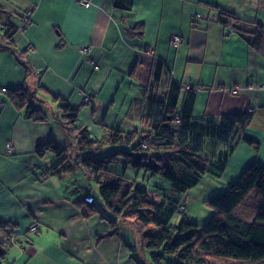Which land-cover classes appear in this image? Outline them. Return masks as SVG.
<instances>
[{"label":"crops","instance_id":"crops-1","mask_svg":"<svg viewBox=\"0 0 264 264\" xmlns=\"http://www.w3.org/2000/svg\"><path fill=\"white\" fill-rule=\"evenodd\" d=\"M89 2L85 7L79 0H0V222L16 226L0 264H151L130 224L118 221L111 235L108 213L82 217L84 198L95 190L83 170L52 174L55 157L37 154V147L51 140L71 150L55 121L52 98L79 109L78 125L96 142L106 128L150 133V96L163 100L173 85L180 88L181 102L192 93L190 132L203 137L201 156L210 166L184 193L183 206L203 205L211 198L201 197L208 191L213 197L223 193L252 162L264 168V0ZM222 14L261 26L258 43L223 26ZM197 15L202 18L194 27ZM5 24L16 30L11 42L17 54L5 47ZM173 35L181 36L177 48L170 45ZM158 62L164 67L154 82ZM22 86L37 91L32 107L39 113L31 118L2 94ZM236 114L251 115L249 124L235 131L231 144H214L217 127L201 119ZM230 146L221 171L216 160ZM118 150L107 146L88 157L100 160ZM109 171L140 184L151 204L170 190L166 181L129 169L123 159ZM185 214L191 222L186 209ZM33 224L38 229L29 233Z\"/></svg>","mask_w":264,"mask_h":264},{"label":"trees","instance_id":"trees-1","mask_svg":"<svg viewBox=\"0 0 264 264\" xmlns=\"http://www.w3.org/2000/svg\"><path fill=\"white\" fill-rule=\"evenodd\" d=\"M195 20V19H194ZM224 20L233 21L228 26ZM223 26L238 32L251 44L258 43L263 28L249 22H241L222 14L219 19ZM194 22V21H193ZM5 47L12 53L16 50L11 42L15 28L4 26ZM254 27V31L248 28ZM163 64L158 62L153 76L159 82ZM37 91L22 86L8 91L17 110H25L26 117L39 113L32 107L37 102ZM180 88L171 86L165 98L148 100L146 119L150 133L124 132L106 128L101 140H91L88 130L78 125L79 109L71 108L59 98L55 121L71 142V150L59 149L51 140L37 147L40 157L52 154L56 162L52 174L59 175L72 169H81L95 185L90 191L95 204L84 202L82 217L90 219L101 214L99 205L111 216L109 222L113 233L115 224H130L148 253L151 264L172 261L175 264H264V168L252 162L237 182L226 190L203 202L212 211L211 218L200 227L187 220L182 198L186 191L196 187L202 176L209 172L210 160L201 156L203 137L190 132L193 121V94L180 101ZM209 127H217L215 143L231 144L235 131H242L250 122L251 115L236 114L202 118ZM250 145L254 143L244 139ZM145 145V148L141 146ZM107 146L122 148L108 157L94 160L88 155L98 153ZM257 146V145H256ZM129 148V150H127ZM233 146L218 156V168L223 167L231 155ZM73 153L77 157L73 156ZM123 159L133 171H145L153 178H160L170 185V190L157 204L148 201L147 192L134 180L125 175H115L109 167ZM219 176V174H217ZM149 207V210L147 208ZM133 211L134 219L128 217ZM181 214L175 226L173 217ZM16 226L0 222V260L13 245Z\"/></svg>","mask_w":264,"mask_h":264},{"label":"rangeland","instance_id":"rangeland-1","mask_svg":"<svg viewBox=\"0 0 264 264\" xmlns=\"http://www.w3.org/2000/svg\"><path fill=\"white\" fill-rule=\"evenodd\" d=\"M78 176H80L79 175V173L77 174ZM81 180V179H80ZM81 182V181H80ZM207 191V190H206ZM208 193H210V191H208V192H205V194H207V195H202L201 197L202 198H209V197H213V195L214 194H208ZM190 199H192V195L190 196ZM147 208V207H146ZM184 208L186 209V211H187V214H188V218H189V220L191 221V223H194V224H198V226H200V227H202V226H204V224L208 221V219H209V215H212V211L209 209V208H207V207H205V206H203V205H201V203H200V201H198V202H194L193 204H192V206L190 205V202H188V204L186 205H184ZM148 210H149V208H147ZM106 212H105V210H104V208H103V213L102 214H105ZM128 214H129V216L130 217H128V218H130V219H134V214H133V211H128ZM180 216H181V214H177V215H175L174 217H173V220H172V222H171V224H172V226H175L176 224H177V222L179 221V219H180ZM141 258V257H140ZM142 259V258H141ZM141 262L142 263H145V261L144 260H141Z\"/></svg>","mask_w":264,"mask_h":264},{"label":"built area","instance_id":"built-area-1","mask_svg":"<svg viewBox=\"0 0 264 264\" xmlns=\"http://www.w3.org/2000/svg\"><path fill=\"white\" fill-rule=\"evenodd\" d=\"M79 3L80 5L82 6H85V7H89L90 6V2L89 0H79ZM202 17L200 15H197L194 22H193V26L196 27L198 22L200 21ZM26 20H28V18L26 17ZM224 23H227V20H224ZM228 26H231L233 25V21L229 20L228 21ZM181 44V36L179 35H173L171 36V39H170V45L173 47V48H177L179 47ZM82 52L83 53H87L88 52V49L87 48H83L82 49ZM236 92L234 91L233 94H235ZM2 94H8V91L6 89H3L2 90ZM89 101V98H86L85 99V102H88ZM142 148H145V145H142L141 146ZM9 150L11 149V146H8ZM84 202L87 203V204H90V205H93L95 204V200L91 197V196H87L84 198ZM100 207V210H101V214L103 213V208H104V203H101L99 205ZM38 229V224H33L30 229H29V233H35L36 230Z\"/></svg>","mask_w":264,"mask_h":264}]
</instances>
